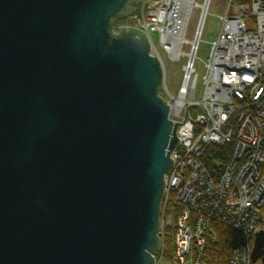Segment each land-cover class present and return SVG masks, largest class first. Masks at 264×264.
Instances as JSON below:
<instances>
[{"label":"water","instance_id":"95a60500","mask_svg":"<svg viewBox=\"0 0 264 264\" xmlns=\"http://www.w3.org/2000/svg\"><path fill=\"white\" fill-rule=\"evenodd\" d=\"M141 2L0 0V264H154L181 123L145 33H113Z\"/></svg>","mask_w":264,"mask_h":264},{"label":"built area","instance_id":"2783aa9c","mask_svg":"<svg viewBox=\"0 0 264 264\" xmlns=\"http://www.w3.org/2000/svg\"><path fill=\"white\" fill-rule=\"evenodd\" d=\"M224 2L200 89L195 63L214 0H143L131 15L160 62L163 91L158 96L169 105L173 121L181 123L179 147L164 176L154 264L163 260L166 227L173 230L170 264H205L206 242L215 238L213 222L241 231L246 239L226 264H252L255 234L264 231V0H251L248 14L233 0ZM163 56L185 61L175 94ZM186 110L191 120L184 121ZM217 153L226 160L211 173L206 159Z\"/></svg>","mask_w":264,"mask_h":264},{"label":"rangeland","instance_id":"374dc122","mask_svg":"<svg viewBox=\"0 0 264 264\" xmlns=\"http://www.w3.org/2000/svg\"><path fill=\"white\" fill-rule=\"evenodd\" d=\"M225 9H226V4L224 0H214V3L210 8V13L208 15V18L205 22L204 33L201 38L202 43H200V49L197 53V60L195 63V68H196V72L198 76V80H197L198 89L201 88L202 77L205 73L204 72V62L206 61V58H207L208 44L211 43L212 40H214L215 37L217 36V33L221 26V21L218 19V17L224 15ZM193 24H194V21L192 23V26ZM118 25H128L129 27H132L135 29L137 28V22L136 20H133L131 16L120 19L118 22ZM114 31H116V29H114ZM154 40H156L155 37H154ZM163 61L165 63V67L167 70V83H168L169 89L171 90L172 93L175 94L177 92L176 90H178L181 84L182 65L183 63H185V61L182 59L180 62H172L165 56H163ZM215 159H216L215 157L214 159H211L210 155H209V158L206 159L207 170L211 173H214L215 168L222 165L219 161ZM159 264H170V261L163 259ZM254 264H262V263L258 260Z\"/></svg>","mask_w":264,"mask_h":264},{"label":"trees","instance_id":"16d2710c","mask_svg":"<svg viewBox=\"0 0 264 264\" xmlns=\"http://www.w3.org/2000/svg\"><path fill=\"white\" fill-rule=\"evenodd\" d=\"M234 3L240 6L243 11L248 14L250 11L251 0H233ZM194 110L190 111L192 115ZM216 159L223 164L226 157L217 153ZM262 215L264 218V206L262 208ZM173 230L171 227H166L163 231L162 250L163 259L170 261L172 257V237ZM211 235L214 236V240L208 239L204 249V262L205 264H226L231 255L238 248L244 245L246 239L244 234L234 229L231 226L222 225L219 223H211Z\"/></svg>","mask_w":264,"mask_h":264},{"label":"flooded vegetation","instance_id":"af4514ba","mask_svg":"<svg viewBox=\"0 0 264 264\" xmlns=\"http://www.w3.org/2000/svg\"><path fill=\"white\" fill-rule=\"evenodd\" d=\"M139 5L140 4L134 6V12L136 11V9L138 8ZM119 20L120 19H116V20H113V22H112V27H113V29H116V33L118 32L117 31L118 28H120V27H128V25H118Z\"/></svg>","mask_w":264,"mask_h":264},{"label":"bare ground","instance_id":"6f19581e","mask_svg":"<svg viewBox=\"0 0 264 264\" xmlns=\"http://www.w3.org/2000/svg\"><path fill=\"white\" fill-rule=\"evenodd\" d=\"M143 1V0H142ZM188 4L185 3L184 6L182 7V10L185 11L186 8H187ZM183 11H179L180 13L183 12ZM182 14V13H181ZM149 43V42H148ZM172 114V111L170 110L169 108V113H168V119L171 120L173 123H176L175 121H173V119L170 117V115ZM177 138H179V136L176 135ZM176 150V149H175ZM174 151V150H173ZM172 153V152H171ZM171 156V154H170Z\"/></svg>","mask_w":264,"mask_h":264}]
</instances>
